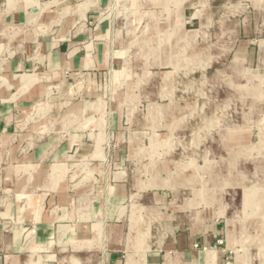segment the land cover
<instances>
[{
    "label": "rangeland",
    "instance_id": "rangeland-1",
    "mask_svg": "<svg viewBox=\"0 0 264 264\" xmlns=\"http://www.w3.org/2000/svg\"><path fill=\"white\" fill-rule=\"evenodd\" d=\"M103 16L99 104L122 119L107 153L135 189L121 220L149 239L218 225L224 264H264V0H111Z\"/></svg>",
    "mask_w": 264,
    "mask_h": 264
},
{
    "label": "crops",
    "instance_id": "crops-1",
    "mask_svg": "<svg viewBox=\"0 0 264 264\" xmlns=\"http://www.w3.org/2000/svg\"><path fill=\"white\" fill-rule=\"evenodd\" d=\"M110 2L0 0V264H224L218 225L149 239L121 220L135 189L98 93Z\"/></svg>",
    "mask_w": 264,
    "mask_h": 264
},
{
    "label": "bare ground",
    "instance_id": "bare-ground-1",
    "mask_svg": "<svg viewBox=\"0 0 264 264\" xmlns=\"http://www.w3.org/2000/svg\"><path fill=\"white\" fill-rule=\"evenodd\" d=\"M250 86V85H249ZM234 227V226H233ZM236 231V230H235Z\"/></svg>",
    "mask_w": 264,
    "mask_h": 264
}]
</instances>
